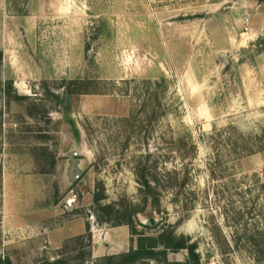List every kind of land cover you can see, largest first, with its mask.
<instances>
[{"label": "rangeland", "instance_id": "obj_1", "mask_svg": "<svg viewBox=\"0 0 264 264\" xmlns=\"http://www.w3.org/2000/svg\"><path fill=\"white\" fill-rule=\"evenodd\" d=\"M256 5L6 0L0 257L6 239L12 264L74 258L88 225L91 247L81 252H128L130 227L102 222L99 195L104 206L140 211L135 224L156 219L149 237L172 229L196 243L202 264H264V35L251 30L264 32V14ZM9 87L25 99L8 103ZM76 145L86 171L73 189L66 155ZM144 166L159 173V211L140 193Z\"/></svg>", "mask_w": 264, "mask_h": 264}, {"label": "trees", "instance_id": "obj_2", "mask_svg": "<svg viewBox=\"0 0 264 264\" xmlns=\"http://www.w3.org/2000/svg\"><path fill=\"white\" fill-rule=\"evenodd\" d=\"M257 1L259 4L264 3V0ZM1 66L2 53L0 52V67ZM74 84H78V81H76ZM7 92L8 103L11 101L20 102L25 99L24 97H20L16 94L13 95V93H11V87L7 89ZM144 111H146V109ZM30 115L33 116V112H30ZM154 119H157L156 116ZM139 120V115H137L134 118V121L137 122ZM73 126L79 135L76 125L73 124ZM154 170L156 171V168ZM139 173L138 183L141 186V195L144 196L146 199L145 201H151L152 212L159 211L161 194L157 190V187H155L160 184V177L158 176L159 173H152V170H150L147 166H144ZM102 201L103 198L99 195L94 198L97 211L104 213V220H102V222L113 223L115 227H130L132 234L130 239V250L119 255H108L101 257L93 263L90 262L92 257L91 252H89L87 255L85 252H81L83 249L91 247V244H86L87 241L89 243L92 241V235L89 233L90 229L88 225V233L85 236L76 239L77 247L74 249V252L78 251L76 257L71 259L60 258L53 261L44 260L39 264H202L201 256L198 253V245L196 243H191L190 239L176 235L172 229H167L159 233L157 237H149L144 231L150 229V227L141 224H135L133 220L134 214L138 215L140 211H117L110 206H104ZM138 227H142V230H139ZM183 251L187 252L185 261H169L170 255L179 254ZM0 264L10 263L8 260H4L2 257H0Z\"/></svg>", "mask_w": 264, "mask_h": 264}, {"label": "water", "instance_id": "obj_3", "mask_svg": "<svg viewBox=\"0 0 264 264\" xmlns=\"http://www.w3.org/2000/svg\"><path fill=\"white\" fill-rule=\"evenodd\" d=\"M66 157L68 158V163L65 176L69 187L73 188L85 174L84 160L81 158L82 152L78 149L77 145L74 150L66 155ZM142 224L148 227L157 226L156 219L143 221Z\"/></svg>", "mask_w": 264, "mask_h": 264}, {"label": "crops", "instance_id": "obj_4", "mask_svg": "<svg viewBox=\"0 0 264 264\" xmlns=\"http://www.w3.org/2000/svg\"><path fill=\"white\" fill-rule=\"evenodd\" d=\"M5 9H6V0H0V16L3 15V12L5 11ZM253 10H254V13H256L259 16L261 14H264V3L262 5H260V6H258V7L256 5L255 7H253ZM251 30H252V33H253V37H255V36L258 37V36L264 35V32L263 31H260L259 29L258 30L257 29L255 30L254 28L251 27ZM247 35H250V33H248ZM5 210H6V206H5V203H4V222H5V224H7L8 223V219H7V215L5 214ZM85 229H86V226H85ZM8 243H9V241L6 240V239L3 241L2 254H4L3 255V259L4 260H8L12 264L13 263L12 256L6 253V251L8 249V246H7ZM0 254H1V251H0ZM43 254H44V252L41 251L40 252V256H42ZM106 255H111V253L109 252V250H107V249L104 250L102 247H97V249L94 252L92 258L98 259V258L104 257ZM26 257L29 258V255L26 254Z\"/></svg>", "mask_w": 264, "mask_h": 264}]
</instances>
